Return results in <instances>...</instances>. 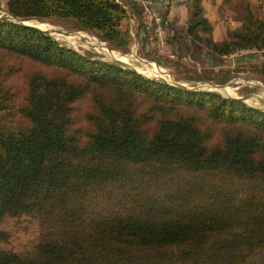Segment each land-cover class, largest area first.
Segmentation results:
<instances>
[{
    "label": "trees",
    "instance_id": "obj_1",
    "mask_svg": "<svg viewBox=\"0 0 264 264\" xmlns=\"http://www.w3.org/2000/svg\"><path fill=\"white\" fill-rule=\"evenodd\" d=\"M201 2L172 3L186 5L183 35L204 42L208 59L264 51V15L254 4H241L242 26L217 43L199 34L212 31ZM7 14L0 49L83 81H32L22 126L0 114V221L27 209L57 221L30 256L0 250V264H264V110L92 59L17 23L70 19L126 47L132 33L121 24L130 16L118 0H7ZM137 27L148 34L141 20ZM91 87L102 92L82 139L67 121L73 99ZM136 95L152 101L151 112L137 110ZM181 108L223 124L221 135L208 143L214 134Z\"/></svg>",
    "mask_w": 264,
    "mask_h": 264
},
{
    "label": "rangeland",
    "instance_id": "obj_2",
    "mask_svg": "<svg viewBox=\"0 0 264 264\" xmlns=\"http://www.w3.org/2000/svg\"><path fill=\"white\" fill-rule=\"evenodd\" d=\"M253 4V14L263 17V0H257ZM158 10L161 13L159 15H164L163 8ZM134 12L135 18L129 17L121 24L122 30L129 28L132 33L126 47L108 43L94 32L80 29L78 24L70 19L48 18L27 22L38 25L60 44L92 59L118 63L155 81H162L175 87L211 91L222 97L236 98L249 106L264 110V51L243 49V51L253 50V53L251 51L243 53L240 50L235 52L239 53L238 56L232 54V57L222 56L215 64L208 59L206 54L209 49L204 42L193 41L183 35L187 26L182 25V22L170 28L169 37L166 36V32L160 35L149 29V33L144 35L147 38L146 42L141 43V38L136 36L134 30L139 20H143V15L136 9ZM233 12L234 14L231 12V15L238 19L236 21H241L242 26L243 6L235 4ZM204 13L206 11L203 9ZM222 16L224 18L221 20L226 21L227 15L224 16L223 13ZM0 17L8 18L7 0H0ZM199 34L217 43L228 39V35L224 36V39H218L220 35L213 36L212 31L210 34L203 32ZM55 76H62L73 84H80L83 81L82 78L63 68L36 62L0 49V91L7 94L6 98L0 100L3 122L10 127L24 125L22 114L29 97L31 82ZM100 92L102 90L91 87L71 102L67 128L70 132L78 133L82 139L93 130V117L98 110L97 94ZM148 101L138 95L133 98V104L139 111L151 109L152 101ZM181 110L193 114L200 127L214 134V140L211 141L210 138L208 143L215 142V137L221 135L223 124L209 120L200 110L185 108ZM56 223V219L44 216L42 212L33 209L17 210L7 214L0 221L2 233L0 250L14 252L21 257L30 256L35 242L42 234L55 229Z\"/></svg>",
    "mask_w": 264,
    "mask_h": 264
},
{
    "label": "crops",
    "instance_id": "obj_3",
    "mask_svg": "<svg viewBox=\"0 0 264 264\" xmlns=\"http://www.w3.org/2000/svg\"><path fill=\"white\" fill-rule=\"evenodd\" d=\"M118 1H120L122 5L127 9L129 16L131 18L136 17V13L134 12V9L140 12V10L133 4L132 0H118ZM246 1L253 4L257 0H213V1L212 0H202L201 2L202 7L206 11V13H204V16L208 19V21L212 25V35L213 36L220 35V38L218 37V39H224L223 37L227 35L228 31H232L234 29H238L241 27V21H236L238 19L236 17L234 18L231 15V12L234 14L233 11H234L235 4L241 6V4L246 3ZM159 8L164 9L163 16L166 18L167 21L165 23L167 26L169 25V28L174 27L175 24L179 25L178 23H181V22H182V25L187 24L188 10L185 4L178 5L175 3L174 4L171 3L167 5L166 7H163V6L157 7L156 12L158 13H160V11L158 10ZM223 13H224V16L227 15L225 16L226 21L221 20V18H224L222 16ZM147 32L149 33L148 30ZM165 32L167 35V29L165 30L164 28H162V32H160L159 34L162 35V33H165ZM134 33L138 37L141 38L140 40L141 43L145 41V37H144L145 34L138 27L134 30ZM214 39H216V37H214ZM248 51H251V53H253V50H248ZM248 51H244L243 53H246ZM232 55L238 56L239 53H235ZM232 55H230V57H232Z\"/></svg>",
    "mask_w": 264,
    "mask_h": 264
},
{
    "label": "built area",
    "instance_id": "obj_4",
    "mask_svg": "<svg viewBox=\"0 0 264 264\" xmlns=\"http://www.w3.org/2000/svg\"><path fill=\"white\" fill-rule=\"evenodd\" d=\"M180 3H185L186 0H173ZM172 0H132L133 4L140 10L143 15V20H141L142 24L145 26L147 30L152 29L156 31L158 34L162 32V19L161 15L156 12L157 7L171 4ZM241 52H244L241 50ZM140 73V72H139Z\"/></svg>",
    "mask_w": 264,
    "mask_h": 264
},
{
    "label": "water",
    "instance_id": "obj_5",
    "mask_svg": "<svg viewBox=\"0 0 264 264\" xmlns=\"http://www.w3.org/2000/svg\"><path fill=\"white\" fill-rule=\"evenodd\" d=\"M4 19H9V18L0 17V20H4ZM17 23H20V24H23V25H26V26H30V27H33V28H36V29L44 31L42 28H40L38 25H36L34 23H30V22H27V21H21V22H17Z\"/></svg>",
    "mask_w": 264,
    "mask_h": 264
},
{
    "label": "bare ground",
    "instance_id": "obj_6",
    "mask_svg": "<svg viewBox=\"0 0 264 264\" xmlns=\"http://www.w3.org/2000/svg\"><path fill=\"white\" fill-rule=\"evenodd\" d=\"M39 24H41V23H39ZM43 26V25H42ZM155 69H157V68H155ZM146 71H148V70H146ZM152 72V71H151ZM154 73V72H153ZM155 76H157V75H155Z\"/></svg>",
    "mask_w": 264,
    "mask_h": 264
}]
</instances>
